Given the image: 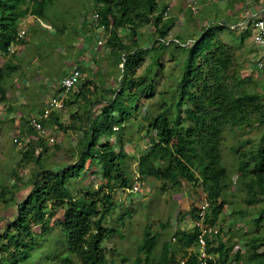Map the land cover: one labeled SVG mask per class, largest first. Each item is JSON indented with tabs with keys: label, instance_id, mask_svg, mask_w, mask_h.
Listing matches in <instances>:
<instances>
[{
	"label": "trees",
	"instance_id": "1",
	"mask_svg": "<svg viewBox=\"0 0 264 264\" xmlns=\"http://www.w3.org/2000/svg\"><path fill=\"white\" fill-rule=\"evenodd\" d=\"M93 2L100 17L99 27H104L105 33L109 34L105 43L109 59L119 70V75L116 70L110 72L116 78V88L105 89L102 94L95 87L91 89V82L81 83L78 93L71 92L65 103L67 107L79 105V109L71 111L68 123L64 125L62 122L61 112H54L43 122L44 126L56 124L58 129L76 133L75 144L79 151L73 164L52 169L45 167L44 154H37L44 147V141L39 138L35 142L29 140L25 150L21 151L18 167L36 166L29 179L24 172L22 178L18 175L11 178L30 189L24 201L16 203L20 188L15 184L18 183L13 185L17 193L12 190L8 195L6 191L0 192V200L8 207L13 204L18 207L16 217L6 224L7 229L0 235V264L128 262L127 257L121 258L122 262L109 259L106 244L117 230L108 225L107 220L117 207L115 190L132 187L128 163L133 157L125 150L124 137L128 136L127 142L134 143V131L140 136L139 140L150 139L148 149L138 161L140 180L156 178L165 185L171 184L172 188H181L184 183L201 185L210 205L206 223L216 226L227 203V190H230V175L223 163L222 150L226 129L228 126L252 127L254 121L264 127V93L259 91L258 83L251 77H242L235 70L234 48L220 38L215 41L227 29H240H233L232 22L217 23V32L212 34L210 42H205L211 34L210 25L204 27L199 36H191L188 40L177 36L175 41H170L173 21L165 20L169 8L161 0ZM54 3L55 0H0V105L8 97L7 79L18 68L9 61L2 63L1 59L10 55L13 45L24 43L23 40L17 42L23 20L29 16L37 19L49 17L48 9ZM93 26L95 31L98 30L95 24ZM147 27H153L155 34L144 47L142 32ZM120 32L125 33L121 36ZM169 51L174 60L180 56L178 71L172 72L167 87L158 91L157 80L164 70L161 57ZM147 56L151 62L140 73L141 62ZM105 94L110 98L106 99ZM156 96L155 105L144 111L140 101ZM183 109L188 110L184 116ZM260 144V149H249L242 154L240 149L235 151L240 155V190L247 194L245 202L248 206L264 202V137ZM89 163L98 168L95 173L105 183L94 190L82 186L78 192L80 195H77L73 187L85 176ZM61 209L64 217L55 223L62 235L58 238L47 236L52 233L51 221ZM197 213L195 208L190 214L197 218ZM128 214L131 216L130 212ZM234 214L243 217L238 211ZM2 220L0 216V222ZM263 223L264 208L253 219L251 232L260 230ZM34 226L41 229L40 234L34 231ZM198 236L197 229L175 232V249H171L170 243L163 245L155 264L177 263L178 251L187 257V250L196 246ZM206 238L208 251L218 254L220 264H230L231 261L264 264L262 233L242 235L246 253L234 255L231 247L223 241L213 248L214 241ZM157 241V236L145 231L135 264L153 262ZM61 247H66V253L53 251ZM111 253L118 255L114 250ZM185 264H199L198 257L191 255Z\"/></svg>",
	"mask_w": 264,
	"mask_h": 264
},
{
	"label": "rangeland",
	"instance_id": "2",
	"mask_svg": "<svg viewBox=\"0 0 264 264\" xmlns=\"http://www.w3.org/2000/svg\"><path fill=\"white\" fill-rule=\"evenodd\" d=\"M242 1L243 3H240ZM244 1L246 2L244 3ZM161 2L168 5L169 8L165 20L173 21V29L169 34L170 41H175L177 36L183 37V40H188L191 36H199L204 27L210 25L212 27L211 34L208 35L205 41L210 42L213 37L212 34L217 32V23L232 22L231 26L236 25V21H243L241 19L246 16V12L251 15V9L257 7V5L252 4L254 0H161ZM246 3H250L251 6ZM241 5H243L242 8H240ZM95 10L93 0H55V3L48 9L49 17L37 19L31 16L23 20L21 29L27 31L23 39L24 43L12 48L10 55L2 56V63L5 60L6 63L9 61L20 65L14 74L7 79L8 97L6 102L0 105V113H2L0 116V192L2 190L6 191L7 195L9 190L14 191V193L19 192L17 195L19 199H16L18 200L16 203L24 201L30 189H26L23 182L20 183L19 180L11 178H14L15 175L22 178L23 172L26 171L24 173L29 179L30 174L33 173V166L36 165L31 164L22 169L18 167L17 164L22 157V150L15 147L14 136L19 135L23 138L24 144L29 143L27 140L35 142V139H38L37 134L31 129L29 119L32 115L42 111L48 98L47 95L57 96L61 93L57 90V87L67 75L68 70L74 66L81 69L80 64H85L87 66L81 69L85 75L83 84L91 82V89L93 90L95 87L96 91L102 94L105 89L116 88V78L110 72L113 69L116 70V75H119V70L113 64V60L109 59L106 41L104 42L105 46L103 45L99 49L100 59H96L98 54L94 49L99 37L107 39L109 34L104 33V31L97 32L93 29L91 18ZM237 10L242 12L239 20L235 18H239L241 13L237 14L236 17L233 15ZM120 33L123 36L125 32ZM142 34L141 44L145 47L150 42L152 35L155 34V30L153 27H147ZM252 34V28L248 30L227 29L225 32L220 33L215 41L220 38L234 48L235 70L242 77H251L258 83L259 91L264 93V49L259 51L253 41ZM259 56H262V68L257 64ZM179 57L174 60L170 51L165 52L161 57L164 70L157 80L158 91H163L172 79L171 73L178 71ZM150 62L151 58L149 56L145 57L141 62L142 68L139 72L141 73ZM78 87L72 94L78 93ZM70 97L71 94L66 99ZM104 97L108 99L110 95L105 94ZM25 100H27V104L23 106L21 102ZM157 100L156 96L151 100H141L140 103L144 105V111H147L148 108L155 105ZM77 109H79L78 104L70 105L69 107L66 106L60 113L64 125L68 123L71 111ZM187 111V109H183L181 111L182 115L184 116ZM47 128L56 141L50 143L42 139L44 147L43 149L40 148L37 154L41 152L44 154L42 160L45 167L52 169L54 166H62L67 163L73 164L77 160L79 151L75 144L77 142L76 133L70 130L58 129L56 124H52L50 127L47 126ZM130 130L132 132L131 128ZM263 133L264 127L254 121L252 127L232 128L228 126L224 134L223 163L229 171L228 183L230 190H227V203L219 216L218 227L216 228L222 230L223 233L220 238L228 245L236 243L235 245L243 246L241 251H245L243 242L245 238H241L244 233H249L250 236L258 232L264 234V223L260 230L251 232L253 219L264 208V202L254 206L246 204L247 194L240 190L241 177L238 166L240 155H236L235 151L240 149V154H242V152H248L249 149H260L258 145H261L260 140L264 137ZM132 134L135 142H127L128 136H126L124 137V145L126 152L133 157L132 160H129L128 167L132 180L131 189L136 187V190L134 192L123 188L115 190L113 195L117 207L107 223L114 227L117 233L107 242L106 248L109 259L122 262L121 258L127 257L128 262L124 264H135L138 246L143 242L145 231L149 230L158 237L157 249L153 253L154 260L151 263L155 264L162 253L163 245L170 243L171 249H175L174 233L177 229L187 228V225L193 219L190 213L195 208L200 209L203 203L205 205L208 197L201 185L184 183L181 188H172L171 184L165 185V182L156 178L140 180L138 161L141 154L148 149L150 139L141 136L143 139L139 140L140 136L135 131ZM247 141H250L249 144ZM57 146L59 149L56 148ZM86 167L88 171L85 176L79 181V184L73 187V192L77 195H80L78 192L82 186L94 190V188L96 189L102 183H105L100 175L95 173L98 168H94L90 163ZM14 184L18 185L19 191L15 190ZM235 211L240 212L244 217H237L234 214ZM128 212L131 213V216ZM17 213V206L13 204L8 207L3 200H0V216L3 218L0 222V235H3L7 229L6 224L13 220ZM57 213L58 216L51 221L52 233L47 235H52L53 238L62 235L59 226H56L55 222L57 219L64 217V211L61 209ZM34 231L37 234L41 233V229L36 226H34ZM215 239L216 237H212V240ZM66 250V247H61L53 251L64 254ZM113 250L118 254L117 256L111 253ZM178 253H180L179 258L182 256V252L178 251ZM74 260L77 259L74 258ZM42 262L40 261V264ZM231 262V264H240L236 261ZM36 264H39V262L37 261ZM78 264L80 263L78 262Z\"/></svg>",
	"mask_w": 264,
	"mask_h": 264
},
{
	"label": "built area",
	"instance_id": "3",
	"mask_svg": "<svg viewBox=\"0 0 264 264\" xmlns=\"http://www.w3.org/2000/svg\"><path fill=\"white\" fill-rule=\"evenodd\" d=\"M264 2V0H263ZM197 4V1H196ZM195 5V3H194ZM250 16L252 15H246L244 16L245 19L243 21L237 23L236 25H232L233 29L240 28L242 30H246L249 28L253 29V41L256 44V46L262 50L264 49V18L257 17V19L252 21L250 19ZM99 13L94 12L93 17L91 18V21L95 26L98 28L99 31H104V27H99ZM26 32L24 29H21L19 31V36L17 38V42H20L24 39ZM105 39L101 38L97 43V49H100L104 45ZM19 45V44H18ZM18 45H13L10 48V53H12V48H16ZM97 58H99L97 56ZM261 68L262 66V56H259L258 63ZM84 80V74L81 72V70L74 66L72 70L69 72L67 76L64 77L62 80V88H63V94L61 96H53L50 99H47L45 102V109L42 114L34 115L30 118V125L33 127V129L37 132L38 137L45 138L50 143L55 142V138L51 137L50 132L48 129L44 126L43 121L49 120L54 112H60L63 111L66 108L65 99L66 96L74 91ZM16 143H19L18 139L15 140ZM201 245L203 247L204 241L201 239Z\"/></svg>",
	"mask_w": 264,
	"mask_h": 264
},
{
	"label": "clouds",
	"instance_id": "4",
	"mask_svg": "<svg viewBox=\"0 0 264 264\" xmlns=\"http://www.w3.org/2000/svg\"><path fill=\"white\" fill-rule=\"evenodd\" d=\"M99 30H97V32H98ZM100 32V31H99ZM104 33H105V31H104ZM253 35V34H252ZM253 37V36H252ZM100 39L101 38H103V37H99ZM99 39V40H100ZM98 40V41H99ZM107 39H105V41H106ZM98 41H97V43H98ZM106 43V42H105ZM97 45H95V47H96ZM101 48V47H100ZM259 49V48H258ZM94 50H96V54H98L100 51H99V49H97V47H96V49H94ZM259 51H260V49H259ZM98 56H99V54H98ZM96 59H97V56H96ZM81 70V69H80ZM82 72V71H81ZM60 112H62V111H60ZM1 114V113H0ZM42 114V113H41ZM38 115V114H37ZM44 121H46V120H44ZM43 121V122H44ZM29 123H30V119H29ZM32 127V126H31ZM46 128H47V126H45ZM33 128V127H32ZM48 129V128H47ZM34 130V129H33ZM35 131V130H34ZM36 132V131H35ZM36 134H37V132H36ZM51 135V134H50ZM52 137V136H51ZM16 138L18 139V141H19V143H16L15 142V140H16ZM37 138H39V139H45V138H40V137H38V134H37ZM46 140V139H45ZM56 141V140H55ZM14 142L16 143V148L18 149H21V150H25V147H26V145H27V143L26 144H24V139L23 138H21L19 135H15L14 136ZM27 142H29V140H27ZM55 143V142H54ZM21 147V148H20ZM25 172V171H24ZM127 191H132V192H134V190H136V187L135 188H133V189H126ZM207 203L204 205V203H203V205H202V207H200V209H198V213L196 214V215H198L197 216V218H193V219H191V221L189 222V224L187 225V228L185 229V228H182V229H177L176 230V232L177 231H192V230H194V229H197L198 231H199V236H198V241H197V244H196V246H194L193 248H190V249H188L187 250V254H188V256L187 257H183V255L181 256V257H179V258H177L178 259V261H177V263L176 262H173V263H171V264H185L186 263V261H187V259H188V257H191V255H196L197 257H198V261H199V264H220L219 262H218V254L216 255L215 253H213V252H209L208 251V245H207V238L206 237H209L211 240H212V237H216V239L215 240H213V241H215L214 242V245H213V248H217L218 247V245H219V242H221V241H223L225 244H227V246H229V247H231V254L232 255H234V254H236L237 252H240V253H246V247H245V245H244V249H245V251H241V250H243V246L241 247L240 245H235V244H233V245H228V243L227 242H225L223 239H221L220 237L222 236V230L221 229H218V228H216V227H218L217 225L216 226H212V225H209V224H207L206 223V214H207V209L209 208V202L208 201H206ZM244 217V216H243ZM245 234V233H244ZM243 234V235H244ZM247 234V233H246ZM249 234V233H248ZM174 235H175V233H174ZM201 239L204 241V245H203V247H202V245H201ZM173 241L176 243L177 242V238H173ZM232 262H230V264H231Z\"/></svg>",
	"mask_w": 264,
	"mask_h": 264
},
{
	"label": "crops",
	"instance_id": "5",
	"mask_svg": "<svg viewBox=\"0 0 264 264\" xmlns=\"http://www.w3.org/2000/svg\"><path fill=\"white\" fill-rule=\"evenodd\" d=\"M257 1H258V3H257ZM246 1H244V3H245ZM240 3H243V1L242 2H240ZM247 5H250L251 6V4L250 3H246ZM253 5H257V7H256V9H254L253 7V9H251V15L252 16H250V19L252 20V21H254V20H256L257 18L255 17V16H257V17H262V18H264V2H263V0H254V3H252ZM242 6L243 5H241L240 6V8H242ZM240 12H241V10H237L236 12H234V14L233 15H235V17H236V15L237 14H240ZM242 13V12H241ZM246 15H249V12H246ZM241 16H242V14H240V16H239V18H235L236 20H239L240 18H241ZM29 17H31V16H29ZM33 17V16H32ZM243 19H245V17L243 18ZM243 19H241V20H243ZM239 22H241V21H237V23H239ZM30 27V26H29ZM100 39V38H99ZM95 49H96V47H95ZM96 56H98V55H96ZM19 62V61H18ZM84 62V61H83ZM86 62V61H85ZM6 63V62H5ZM81 63V62H80ZM79 63V64H80ZM86 64H87V62H86ZM20 65L18 64V67H19ZM80 66H81V69L83 68V67H86L87 65H85V64H80ZM73 68V67H72ZM72 68L71 69H69L68 70V73H67V75L69 74V72L72 70ZM82 71V70H81ZM66 75V76H67ZM64 79V78H63ZM84 79H85V75H84ZM51 87H53V86H51ZM53 88H55V87H53ZM57 90L58 91H61V93H59L58 95L59 96H61L62 94H63V88H62V82H61V84L57 87ZM73 92V91H72ZM69 94H71V93H69ZM69 94L66 96V98L67 97H69ZM57 95V96H58ZM48 96V98L47 99H50L51 97H53V96H56V95H52V96H49V95H47ZM66 100L67 99H65V103H66ZM22 103V105L23 106H26L25 104H27V100H25V101H22L21 102ZM44 109H45V105H44V107H43V109H42V111H40L38 114H41V113H43V111H44ZM6 111V110H5ZM2 114V113H1ZM1 114H0V116H1ZM37 115V114H36ZM32 116H34V115H32ZM31 116V117H32ZM33 168H34V166H33ZM30 170V169H29ZM26 172V171H25Z\"/></svg>",
	"mask_w": 264,
	"mask_h": 264
}]
</instances>
